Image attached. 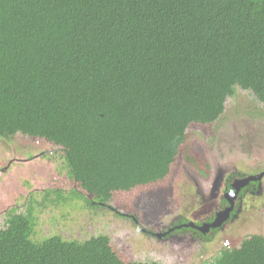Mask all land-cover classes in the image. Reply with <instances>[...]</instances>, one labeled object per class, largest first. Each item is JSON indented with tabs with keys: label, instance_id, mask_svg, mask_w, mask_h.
<instances>
[{
	"label": "trees",
	"instance_id": "trees-1",
	"mask_svg": "<svg viewBox=\"0 0 264 264\" xmlns=\"http://www.w3.org/2000/svg\"><path fill=\"white\" fill-rule=\"evenodd\" d=\"M236 89L264 106V0H0V139L58 147L61 201H114L127 217L180 159L208 178L187 130L220 119ZM33 194L4 211L0 264H163L129 259L104 232L41 234ZM206 264H264V236Z\"/></svg>",
	"mask_w": 264,
	"mask_h": 264
},
{
	"label": "rangeland",
	"instance_id": "rangeland-1",
	"mask_svg": "<svg viewBox=\"0 0 264 264\" xmlns=\"http://www.w3.org/2000/svg\"><path fill=\"white\" fill-rule=\"evenodd\" d=\"M260 111H264V106L249 92L236 89L234 95L226 99L220 119L209 127L191 125L187 130L188 139L207 158L211 174L204 179L182 159L178 160L167 186L141 192L135 198L133 213L141 226L159 230L172 216L169 211H174L177 205L185 211L194 191L211 190L215 181L220 182L221 174L233 171L251 175L264 170V117ZM47 144L41 138L20 133L9 141L0 139V227L4 211L14 205L21 209L29 193L34 192L33 199L39 209L36 229L41 234L56 232L67 238L83 239L104 232L129 259L156 260L163 264H206L225 246H239L250 234L264 236V177L260 190L257 188L254 196H249L252 207L248 206L239 219L223 230L214 244L197 243L188 236L161 242L144 236L128 219L116 215L113 209L121 208L114 201L109 203L110 208L97 212L74 205L72 201H61V197L65 198L64 190L69 188L65 184L63 159L58 147ZM222 188L215 191L216 196L210 199L212 203L216 201L218 205ZM49 189L61 190L60 197L47 193ZM43 203L45 206H41ZM198 209L199 206L194 212Z\"/></svg>",
	"mask_w": 264,
	"mask_h": 264
},
{
	"label": "flooded vegetation",
	"instance_id": "flooded-vegetation-1",
	"mask_svg": "<svg viewBox=\"0 0 264 264\" xmlns=\"http://www.w3.org/2000/svg\"><path fill=\"white\" fill-rule=\"evenodd\" d=\"M25 154L27 156V152H25ZM21 160H24V158H21ZM25 160L28 159L26 158ZM220 176H222V178H219L222 184L217 180L209 191L195 190L188 199L190 200L188 201V207L184 206L186 208L185 211L183 208L178 207V205L175 207L174 211L168 210L172 216L168 218V221L163 223V226H161L159 230H151L142 227L139 223L138 216L133 213L134 208H132L130 212H125L127 217L123 218L128 219L135 228L138 227L137 229H139L141 231L140 233L144 236H152L161 242L168 241L173 237L182 238L183 236H188L197 243L198 241L200 243L202 241L205 243L213 242L214 244V241L223 230L239 219L242 212H245L248 206L252 207V200L249 199V196H254L253 194H255L257 188L260 190L262 187L260 183L264 177V170L251 175H241L239 173H233L232 171L221 174ZM249 176H258V178L244 181V179ZM220 186H223V188L217 200L218 205H216V201L214 204L210 199L214 197V195L216 196L215 191L218 190ZM212 205H214V207H212ZM198 206L199 209L194 212ZM221 212L225 213V216L222 219V216L216 219L217 215Z\"/></svg>",
	"mask_w": 264,
	"mask_h": 264
},
{
	"label": "water",
	"instance_id": "water-1",
	"mask_svg": "<svg viewBox=\"0 0 264 264\" xmlns=\"http://www.w3.org/2000/svg\"><path fill=\"white\" fill-rule=\"evenodd\" d=\"M261 174H263V173H261ZM261 174H259V175H261ZM258 178V176H255V177H251V176H249V177H247V178H245L244 179V181H248L249 179H257ZM222 216V217H221ZM225 216V213H223V212H221V213H219L218 215H217V218L216 219H219L220 217H221V219L223 218ZM216 221V220H215Z\"/></svg>",
	"mask_w": 264,
	"mask_h": 264
}]
</instances>
